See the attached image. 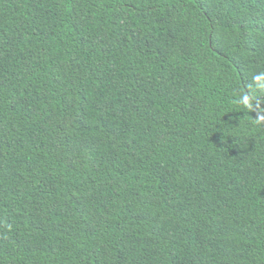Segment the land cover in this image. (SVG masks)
<instances>
[{"label":"trees","instance_id":"trees-1","mask_svg":"<svg viewBox=\"0 0 264 264\" xmlns=\"http://www.w3.org/2000/svg\"><path fill=\"white\" fill-rule=\"evenodd\" d=\"M262 72L264 0H0V264H264Z\"/></svg>","mask_w":264,"mask_h":264},{"label":"clouds","instance_id":"clouds-1","mask_svg":"<svg viewBox=\"0 0 264 264\" xmlns=\"http://www.w3.org/2000/svg\"><path fill=\"white\" fill-rule=\"evenodd\" d=\"M253 84L247 93L241 92L237 103L242 109L248 113H255L254 121L256 123H264V107H261V102L257 97V89H264V72L253 76Z\"/></svg>","mask_w":264,"mask_h":264}]
</instances>
